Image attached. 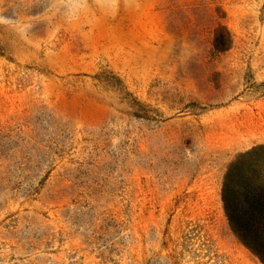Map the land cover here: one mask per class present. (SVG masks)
<instances>
[{"label":"rangeland","instance_id":"rangeland-1","mask_svg":"<svg viewBox=\"0 0 264 264\" xmlns=\"http://www.w3.org/2000/svg\"><path fill=\"white\" fill-rule=\"evenodd\" d=\"M51 3L0 0V264H263L223 190L264 164V0Z\"/></svg>","mask_w":264,"mask_h":264},{"label":"trees","instance_id":"trees-1","mask_svg":"<svg viewBox=\"0 0 264 264\" xmlns=\"http://www.w3.org/2000/svg\"><path fill=\"white\" fill-rule=\"evenodd\" d=\"M232 46L231 33L220 25L214 38L215 51L225 53ZM263 149L259 148V155ZM252 155H242L230 166L225 179L223 201L233 233L264 264V164L259 171L244 172L242 169V161ZM248 186H252L251 192L247 190V194L242 193ZM242 201L248 202L251 207L247 209L239 206Z\"/></svg>","mask_w":264,"mask_h":264},{"label":"clouds","instance_id":"clouds-1","mask_svg":"<svg viewBox=\"0 0 264 264\" xmlns=\"http://www.w3.org/2000/svg\"><path fill=\"white\" fill-rule=\"evenodd\" d=\"M140 0H52L50 11L63 16L69 25L90 19L91 10L95 9L108 17L114 18L120 10H136ZM0 26L17 29L18 25L5 13L0 12ZM24 35L23 32H20Z\"/></svg>","mask_w":264,"mask_h":264}]
</instances>
